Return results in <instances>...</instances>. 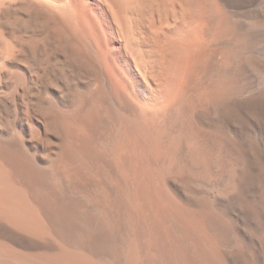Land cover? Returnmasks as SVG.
<instances>
[{
  "label": "bare ground",
  "instance_id": "6f19581e",
  "mask_svg": "<svg viewBox=\"0 0 264 264\" xmlns=\"http://www.w3.org/2000/svg\"><path fill=\"white\" fill-rule=\"evenodd\" d=\"M0 264H264V0H0Z\"/></svg>",
  "mask_w": 264,
  "mask_h": 264
}]
</instances>
